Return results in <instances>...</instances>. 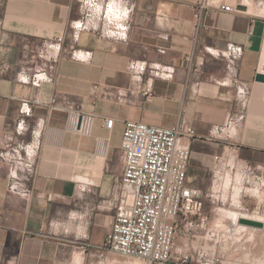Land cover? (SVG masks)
<instances>
[{
    "label": "crops",
    "instance_id": "obj_1",
    "mask_svg": "<svg viewBox=\"0 0 264 264\" xmlns=\"http://www.w3.org/2000/svg\"><path fill=\"white\" fill-rule=\"evenodd\" d=\"M105 1L4 0L0 9V147L32 136L39 145L30 201L9 193L0 164V264H144L100 249L119 204L129 121L193 128L191 185L215 193L232 158L246 193L237 209L263 206L249 193L251 174L264 170V83L256 81L264 74V0H222L246 10H209L199 31L200 0H112L118 12L127 10L113 35ZM59 37L53 80L33 84L30 76L51 63L39 51ZM106 119L115 120L112 130ZM21 120L25 136L16 132ZM237 234L227 255L264 264Z\"/></svg>",
    "mask_w": 264,
    "mask_h": 264
},
{
    "label": "built area",
    "instance_id": "obj_2",
    "mask_svg": "<svg viewBox=\"0 0 264 264\" xmlns=\"http://www.w3.org/2000/svg\"><path fill=\"white\" fill-rule=\"evenodd\" d=\"M81 1L88 3L98 0ZM105 3L107 11L104 17L108 32L112 35L121 32L123 18L120 12L114 10L112 0H106ZM3 4L4 0H0V9ZM213 9L228 13L241 12L237 6L227 5L222 0H200L194 5L196 31L202 27L206 13ZM73 27L79 31L82 24L77 22ZM74 38H77V33ZM63 39L59 37L54 43L44 44L39 51L38 56L51 63L30 76L33 84L40 85L53 80L58 57H53V53L61 49ZM73 52L80 57L85 54L77 49H73ZM142 93L146 98L152 96V86L146 85ZM114 123V119H106L105 127L112 130ZM16 132L19 136L29 132L26 121L19 122ZM195 135V130L181 121L171 128L126 122L121 145L123 169L119 181L120 199L109 235L100 247L101 250L140 260L144 264H168L178 251L177 238L180 233L185 232L194 238L198 228L210 225L209 218L204 215L203 193L191 185L188 177L191 142ZM38 148L34 136L30 139L11 140L0 147V164L8 168V191L27 201L35 197ZM257 171L251 174L252 187L260 191L264 188V170ZM236 217L231 219L223 216L208 228L203 239L213 245L207 248L201 246L197 254L198 263L231 264L228 259L222 260L220 254H227L225 246L237 226ZM223 237L227 239L224 252H220L217 244ZM180 255L181 264L191 261L189 254Z\"/></svg>",
    "mask_w": 264,
    "mask_h": 264
},
{
    "label": "rangeland",
    "instance_id": "obj_3",
    "mask_svg": "<svg viewBox=\"0 0 264 264\" xmlns=\"http://www.w3.org/2000/svg\"><path fill=\"white\" fill-rule=\"evenodd\" d=\"M114 10H116V7H114ZM102 26H103V22L101 21V27ZM230 158L226 157L227 160H229ZM230 160L231 162L224 161L225 166H222L221 168V182H220L221 184L218 183L217 186L214 187V192H215L213 194L214 198L212 197V193H209V192L203 193L204 215L209 218L210 225L207 228H198V230L195 233L196 236L194 238H191L190 234H186L185 232L180 233L177 238L178 251H176L175 254H182V253L189 254L191 256V261L188 264H200L197 262L198 250H200L201 246H205L207 248L209 245H213V243H211L210 241L208 240L206 241L203 239L208 232V228L213 225V222L216 219L218 218L222 219L223 216L224 218L225 217L227 218V216H229L230 214H232L233 216H237L239 218V220H237V226L235 228V232L239 233L237 234V238L244 239L242 242L245 244L248 251L254 250L256 248L255 250L261 251L263 253L262 255H264V188L259 191L260 194L259 193L255 194L254 192L257 191V188L251 187L252 190L249 193V195L253 199L256 198L258 199V202H261L263 206L260 209L258 210H255L252 208L249 210L237 209L238 207L244 208L245 202L243 199L246 193L242 192L243 191L242 189L244 187L243 186L244 180L242 178L243 172L239 168L235 170H231L229 166L233 167L235 164L233 163L232 158ZM231 175L232 176L235 175V179L231 178ZM234 182H236L235 186H234ZM229 188H232V192H230ZM227 189H229V192L227 191ZM253 189H256V190H253ZM230 193L232 195L231 201H229ZM228 203L232 205V209H229L230 207ZM225 211H228V212H225ZM235 211H238V212H235ZM248 216L251 218H256L258 220L262 219L263 222L261 223V227L254 226V225L247 224V223H241L242 219H247L246 217ZM250 221H253V220H250ZM255 228L256 230H254ZM254 233H256L255 236H254ZM249 237H250V240L248 241L247 239ZM226 239L227 238L223 237L221 239V242L217 244V249L220 252L222 251L224 252L223 249L226 244V241H225ZM220 256L222 260H226V259L230 260L231 264H235L236 261H239V262L242 261L241 264L243 263L246 264L245 262H249L252 259V258H247V259L238 258L237 259V255L231 256L228 258L227 254H222V253L220 254ZM253 257H255V254L253 255ZM249 264H251V262Z\"/></svg>",
    "mask_w": 264,
    "mask_h": 264
},
{
    "label": "water",
    "instance_id": "obj_4",
    "mask_svg": "<svg viewBox=\"0 0 264 264\" xmlns=\"http://www.w3.org/2000/svg\"><path fill=\"white\" fill-rule=\"evenodd\" d=\"M238 9L239 10H244V11L246 10V8L244 6H238ZM256 81L264 83V74H257ZM241 223H247V224H251V225H254V226H261L260 223H257V222H254V221H250V220L248 221L247 219H242Z\"/></svg>",
    "mask_w": 264,
    "mask_h": 264
},
{
    "label": "bare ground",
    "instance_id": "obj_5",
    "mask_svg": "<svg viewBox=\"0 0 264 264\" xmlns=\"http://www.w3.org/2000/svg\"><path fill=\"white\" fill-rule=\"evenodd\" d=\"M253 192H254V191H253ZM254 193H255V194H258V193H259V190L255 191ZM259 194H260V193H259ZM236 195H237V194H236ZM223 212H224V211H223ZM225 212H228V211H225ZM246 218H247L248 220H251V219H252L254 222H255L256 220H258V219H256V218H251V217H249V216L246 217ZM258 222H260V224H261V223L263 222V220H262V219H259V220L257 221V223H258ZM262 225H263V224H262ZM258 227H261V226H258ZM234 233H235V231H234ZM244 236H245V235H244Z\"/></svg>",
    "mask_w": 264,
    "mask_h": 264
},
{
    "label": "clouds",
    "instance_id": "obj_6",
    "mask_svg": "<svg viewBox=\"0 0 264 264\" xmlns=\"http://www.w3.org/2000/svg\"><path fill=\"white\" fill-rule=\"evenodd\" d=\"M120 15H121V18L126 17V15H127V10L125 9L122 13H120Z\"/></svg>",
    "mask_w": 264,
    "mask_h": 264
}]
</instances>
